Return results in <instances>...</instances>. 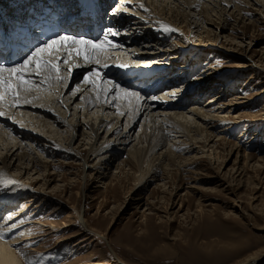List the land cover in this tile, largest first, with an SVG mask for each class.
<instances>
[{"label":"rangeland","instance_id":"obj_1","mask_svg":"<svg viewBox=\"0 0 264 264\" xmlns=\"http://www.w3.org/2000/svg\"><path fill=\"white\" fill-rule=\"evenodd\" d=\"M202 1L208 3L207 22L199 27L181 22L183 33L174 39L183 46L176 50L197 45L195 51H184L185 60L196 61L192 63L193 71L188 80L197 83L208 76L206 82L211 89L198 105L217 94L214 97H219L216 102L223 109L218 115L228 121L224 124L211 121L217 135L210 137L206 148L196 131L197 137L193 141L185 136L171 138L168 145L174 143L176 155L182 157L174 158V166L168 174L161 169L160 174L165 178L140 189L136 179L144 166L129 152L130 146L136 144L132 138L128 143L113 144L117 154L107 159L113 162L112 165L100 162L97 168H91L88 165L96 158L92 160L88 144L79 145L86 142L83 131L88 132L82 126L76 129L77 139L69 142L67 126L59 123L60 118L54 121V118L42 117L51 121V130L57 129L61 134L55 135L59 145L55 149L48 147L51 155L41 149L38 151L31 140L14 133L13 137L25 146V151L44 160L36 162L27 174L18 166L20 150L16 149L17 145L10 142L8 150L0 151L7 156V162L11 160L10 176L2 182L8 186L25 185L19 198L0 212L2 221L24 209L16 218L9 219V224L18 226L14 232L17 237L25 238L13 244L22 264H239L245 256L256 252L263 253L255 264H264V0H256L258 3L254 0ZM213 3H220L224 9L220 10L218 5L212 11ZM117 4L107 8L108 16H116ZM75 37L89 40L83 35ZM203 45L206 48H202ZM83 68V64L75 67L66 84L59 81L58 86L50 85L49 90L56 91L55 95L61 93L63 98L71 96L77 83L72 76ZM216 79L223 80L226 87L217 88ZM111 81L123 85L115 78ZM29 91L21 88L18 95ZM31 91L34 94L43 92ZM82 94L84 91L73 103L67 101L71 109L67 111L66 119L75 114L73 105L80 102ZM3 100L13 102L8 95ZM243 100L241 105L235 104ZM188 104L172 111L185 112L193 106ZM79 107L72 118L74 122L82 119ZM17 109L29 108L17 105L15 111ZM158 109L155 111H162ZM186 115H190L189 112ZM7 118L16 125L19 121L30 124V119ZM122 122L119 125L121 132L124 129ZM142 123L138 120L137 135ZM97 131L100 141L105 129ZM146 145L151 144L142 142L136 147L146 148ZM192 145L193 150H187ZM200 147H204L203 151L210 153L209 156H205ZM106 152L103 150L100 155ZM176 164L180 166L179 171ZM173 181L179 186L175 195L170 194ZM162 182L165 187L159 188ZM191 185L195 187L189 188ZM180 201L183 206L178 208ZM172 202L176 204L170 208ZM14 233L12 236H16Z\"/></svg>","mask_w":264,"mask_h":264},{"label":"bare ground","instance_id":"obj_2","mask_svg":"<svg viewBox=\"0 0 264 264\" xmlns=\"http://www.w3.org/2000/svg\"><path fill=\"white\" fill-rule=\"evenodd\" d=\"M2 1L3 0H0V3H3ZM15 1H19L18 5L22 8L37 0ZM55 1L60 3L62 8L66 9V14H74L77 11L78 2L76 0ZM107 1L108 0H103L105 4H108ZM225 1L230 3V0ZM254 2L258 3L256 0H254ZM22 4H24V6ZM107 4L105 7L106 11L104 13L102 11L100 15L103 29L102 34H99L100 36L98 35L97 38H92L85 34H80V36L89 37V40L100 39L97 41H105V34L103 33L108 29L118 31L119 34L115 36L109 35L102 49L92 52L94 59L91 63L82 56H77L74 48L68 49L67 52L62 50V54L65 55L66 59L72 61L71 64H60L59 71H43L39 77H30L32 83L26 85V87H29L28 89H30L29 92L31 94H29V92L22 94L23 92H21V99L17 105L29 109H23L22 111L17 109L15 111V107L13 108L10 106L16 103L15 101L8 103L5 100H0V112L4 113L3 116H0V151L2 149L8 150L9 148L7 145L10 142L13 146L17 145L16 149L19 148L20 150L18 153L19 156L17 157L19 162L18 166L23 168L28 174V170L34 167L37 164L36 162H44V160H41L39 156H31L30 152L28 153L25 151V146H21V142L16 141L13 134L18 133L23 139L31 140L38 151L41 149L46 154L51 155L49 148L55 149V147L59 145L57 139H55V135L60 136L61 134L57 129L51 130L53 125L49 119L54 118V121H58L57 118H60L59 123L63 122L67 126L66 131L69 132V142L77 139L75 132L78 127L82 126L83 129L86 128L88 130V132L83 131L82 133V136L86 134V142L79 145L88 144V149L91 154H93L92 160L96 158L91 165H88V167L91 168H97L96 166L101 165V163L107 166L109 164L112 165L113 162L110 163L107 159L117 154V148L113 145L115 142L128 143L131 138L136 141L135 145L130 146L129 152L135 157V161L143 162L144 169L136 179V184H138L137 188L140 189L142 186H146L154 181H161V179L165 178L160 174L161 169H165V172L168 174L171 167L174 166V158L177 159L182 157L176 155V149L173 147L175 146L174 143H172L171 146L168 145L171 138L185 136V139L193 141L197 137L194 135V131H196L197 135H200V138L204 140L203 146L207 147L210 137L213 134L217 135V132L213 131L215 129V124H211V121L217 120L223 124L228 121L223 118L224 116L218 115L223 109L218 106V102H216L219 97L215 98L214 96H218L217 94L208 98L207 101H205L206 104L202 103L198 105L201 99L204 98L211 89L207 86L206 82L208 76L203 80L197 81V83L188 80L189 75L193 71L191 69L192 63L196 61L185 60L184 57L186 54L184 51H195L197 45L195 47V44H191V46L187 47V43V46L184 47L186 49L182 51L176 50L179 46L182 47L183 45H180L177 39H174L181 37L183 33L180 27L181 22L185 21V23H190V26L193 25L192 27H199V24L207 22L206 19L210 14H208L209 12H207L206 9L208 3L205 4L202 0H115L114 4H117L114 9L116 16H108L109 11L107 9ZM141 5H143V7H141ZM218 5L220 6V3H213L211 10L215 11V7L217 8ZM221 8L220 6V10L224 9ZM82 23L83 27L87 25L84 22ZM137 29L139 30L135 31ZM167 29L172 30L170 31ZM101 36L103 38H99ZM108 41L111 42L112 47H109ZM203 47L204 45L202 48ZM202 48L201 51H204ZM45 59L54 60L55 54H45ZM97 60L99 64H97ZM81 64L84 65L82 71L77 70L72 76V79L76 80L77 83H75L76 85L74 86V91L71 96L63 98L61 97V93L55 95L56 91L49 90L50 85L58 86L59 81L57 77H62V82L64 84L68 82L71 76L67 71L69 65ZM103 65H108V67H103ZM121 65H127V67H121ZM30 70L31 69H29V71ZM90 71H99L103 80L115 78V80L123 84L120 86H126L121 87L122 89L127 90L129 93H139L140 98L137 99L134 95H125L123 92H120L118 95L116 93L106 95L103 89L106 87L111 88V85L104 83L103 80L97 79L96 77L92 78L96 79L95 85L84 84L82 82L83 77ZM211 74H213V72H211ZM217 79L215 83L219 86L216 87L220 89L224 86V81ZM161 88H163V90L158 92ZM35 89L37 92H43L34 94L31 90ZM61 89H63V87ZM83 91L84 94H82L80 102L73 105V112L75 111V114L72 113L71 119H66L65 115L67 111L71 109L67 101L71 100L70 103H73L78 94L83 93ZM220 92L222 91L220 90ZM173 94H175L174 98ZM42 96L43 98H40ZM25 99L29 102L25 103ZM244 100L235 102V104L241 105L245 102ZM187 103H189L188 105L193 104L187 111H172L174 108L181 109ZM61 106H64V108L61 109ZM78 106H80L79 109L82 110V119L81 121L74 122L72 118L76 115ZM92 108H94L93 111L88 110ZM155 108H159L158 110L162 111H155ZM107 110H109V112H106ZM114 112L115 115H113ZM188 112L190 115H186ZM8 116L12 118L30 119L28 120L30 124L25 125L24 121H19V124L16 125L7 118ZM42 117L49 119H41ZM34 119L35 123H32V125L31 121ZM121 120H123L122 126L124 128L122 132L119 130ZM138 120H140V122L143 121L142 124H139L140 126L137 129L141 131L139 135H137V132L135 133ZM223 124L221 127H223ZM30 126H34V128L31 129ZM100 128L105 129V134L101 137L102 139L98 141L97 129ZM209 128L211 129L210 131L208 130ZM169 133H173V135L171 136ZM169 135L171 136L170 138H168ZM142 142H149L151 145H149V147L146 145V148L136 147L138 143ZM187 145H191V143ZM163 146L164 149H162ZM159 147H161L160 151L157 149ZM193 148L194 146L192 145L187 148V150H193ZM202 148L199 150L202 153H206L203 151L205 149ZM156 149L159 152H157ZM103 150L107 152L101 156L100 154ZM30 151L34 152L32 150ZM209 154L210 153H206L205 156H209ZM165 160L168 162L164 163ZM10 162L11 160L7 162V156L2 155V152H0V212L1 208L5 209L9 203L19 198L18 195L22 194L24 191L25 185L23 183H18L21 185L15 184L8 186L7 183L2 182V180L9 175L8 167ZM85 166L87 165L85 164ZM176 167L179 171L180 166L176 164ZM174 182L175 181H173V189L170 193L171 195H175L179 188L177 182H175L176 186L174 187ZM164 187L165 183H160L159 188ZM188 187L194 188L195 186L191 185ZM7 189L9 190L6 191ZM179 203L178 208H181L183 202L180 201ZM173 204L175 206L176 203L172 202L170 208ZM23 211L24 209L19 210L16 215L6 216L0 221V264H22L20 258L16 254L13 244L19 243L24 237H17L18 235L14 232L18 230V226L9 224L11 223L9 219L16 218ZM13 233L16 236H12ZM8 236L10 239H6ZM256 253L248 254L241 261H238L239 264H255L263 252ZM36 256L37 255H35V257ZM31 263H34V261Z\"/></svg>","mask_w":264,"mask_h":264},{"label":"snow or ice","instance_id":"obj_3","mask_svg":"<svg viewBox=\"0 0 264 264\" xmlns=\"http://www.w3.org/2000/svg\"><path fill=\"white\" fill-rule=\"evenodd\" d=\"M143 7V5H141ZM172 30V29H167ZM118 31L108 29L105 32V41L109 35L115 36L118 35ZM105 41H92L82 37H75L67 33L57 34L54 37L48 39L42 45L36 46L32 49L30 54L22 60V62L15 63L12 66H5L0 62V100H3L5 95L12 97L13 101L16 103L11 104V107H16L17 103L21 99L18 95V90L24 88L27 91L26 85L32 83L30 77L39 75L43 71L54 72L59 71L60 64H68L69 61L66 59L65 55L62 54V50L67 52L68 49L74 48L75 54L77 56H82L89 63L93 61L92 52L102 49ZM109 47H112L111 42H107ZM45 54H55V59H45ZM70 55V53H69ZM99 64V61H96ZM74 67H79V65H69L67 68L68 73H71L74 70ZM103 67H108V65H103ZM121 67H127V65H121ZM29 69H31L29 71ZM97 79L103 80L99 71H90L83 77L84 84H96ZM58 81L63 80L62 77H57ZM104 83L111 85V88H104L103 91L105 94L116 93L117 95L120 92H123L125 95H134L137 99L140 98L139 93H129L127 90L122 89L121 86L111 80H103ZM175 94H173L174 98ZM155 99V98H153ZM25 99V103H28ZM4 113L0 112V116H3Z\"/></svg>","mask_w":264,"mask_h":264}]
</instances>
